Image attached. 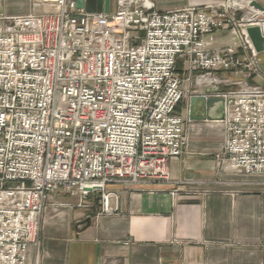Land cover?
Here are the masks:
<instances>
[{"label": "built area", "instance_id": "2783aa9c", "mask_svg": "<svg viewBox=\"0 0 264 264\" xmlns=\"http://www.w3.org/2000/svg\"><path fill=\"white\" fill-rule=\"evenodd\" d=\"M114 1L107 13L75 0L0 13V264H26L54 191L98 193L103 216L120 207L109 184L173 183L169 159L188 153L178 63L207 86L202 94L224 100L219 169L229 162L264 178V71L246 31L264 22L263 11L252 0L170 9ZM217 31L232 43L213 47Z\"/></svg>", "mask_w": 264, "mask_h": 264}, {"label": "crops", "instance_id": "0c3cea01", "mask_svg": "<svg viewBox=\"0 0 264 264\" xmlns=\"http://www.w3.org/2000/svg\"><path fill=\"white\" fill-rule=\"evenodd\" d=\"M32 1L0 0V13L26 14L33 10ZM111 1L110 11L115 8ZM224 1L154 0L163 9ZM253 1L264 5V0ZM214 36L213 47L230 42L223 31ZM257 55L264 71V51ZM250 82L263 80L253 77ZM183 87L189 88L186 82ZM194 87L196 93L207 88ZM188 102L184 98L176 108L186 119L188 153L169 159L173 183L163 191L109 184L120 195V207L103 216L96 215V192L84 197L52 192L45 204L40 244L29 249L26 264H264V178L235 172L229 162L219 169L214 155L223 145L222 124L217 119H191ZM200 105L192 116L203 114ZM218 114L217 106L209 112L212 117ZM173 188L176 194L170 192Z\"/></svg>", "mask_w": 264, "mask_h": 264}, {"label": "water", "instance_id": "95a60500", "mask_svg": "<svg viewBox=\"0 0 264 264\" xmlns=\"http://www.w3.org/2000/svg\"><path fill=\"white\" fill-rule=\"evenodd\" d=\"M77 3V7L84 9L89 12H99L103 11L105 13L110 11V4L111 0H75ZM251 4L258 9L259 11H263L264 8L261 4L256 3L255 1H251ZM248 37L250 41L253 44V47L257 53H260L261 51H264V33L262 31V28L257 25H248L246 28ZM208 92L209 89H206ZM189 109H188V116H190L191 119H199V120H205V119H219L223 118V104L224 100L221 97H212L207 94H199V95H191L189 98ZM200 102L201 109L203 111V114L197 117L192 116L193 108L196 106V104ZM218 107L219 114L217 117H212L209 115V112L213 109V107Z\"/></svg>", "mask_w": 264, "mask_h": 264}, {"label": "rangeland", "instance_id": "374dc122", "mask_svg": "<svg viewBox=\"0 0 264 264\" xmlns=\"http://www.w3.org/2000/svg\"><path fill=\"white\" fill-rule=\"evenodd\" d=\"M42 11H45V10H42ZM239 13H244V11L243 12H239ZM264 23V22H263ZM263 23L260 25V27L262 28V31H263V33H264V26H263ZM230 43H232L231 42V38H230V42L229 43H222V44H218L217 46H224V45H227V44H230ZM216 48V47H215ZM183 67V65H182V63H178V65H177V69H178V72H179V74L183 77V84L186 82L187 84H188V87L189 88H186V87H184V90H185V94H184V97L182 98V99H187L188 98V100H189V98H190V96L191 95H199V94H202V93H196L195 91H197L196 90V88L194 87V80L192 79V78H189V80L186 78V75L187 74H185L183 71H182V68ZM193 84V85H192ZM225 88V87H224ZM187 108L189 109V102H188V105H187ZM219 120V119H218ZM217 120V121H218ZM174 189V188H173ZM98 212V211H97ZM42 227V226H41Z\"/></svg>", "mask_w": 264, "mask_h": 264}, {"label": "bare ground", "instance_id": "6f19581e", "mask_svg": "<svg viewBox=\"0 0 264 264\" xmlns=\"http://www.w3.org/2000/svg\"><path fill=\"white\" fill-rule=\"evenodd\" d=\"M262 23H263V22H262ZM262 23H261V24H262ZM263 26H264V23H263Z\"/></svg>", "mask_w": 264, "mask_h": 264}, {"label": "trees", "instance_id": "16d2710c", "mask_svg": "<svg viewBox=\"0 0 264 264\" xmlns=\"http://www.w3.org/2000/svg\"><path fill=\"white\" fill-rule=\"evenodd\" d=\"M178 105H179V104H178ZM178 105H177V107H178ZM177 107H176V108H177Z\"/></svg>", "mask_w": 264, "mask_h": 264}]
</instances>
